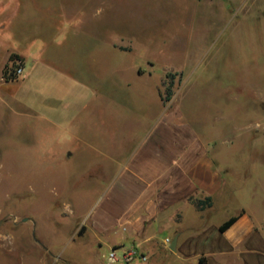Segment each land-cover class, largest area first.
<instances>
[{"label":"rangeland","instance_id":"1","mask_svg":"<svg viewBox=\"0 0 264 264\" xmlns=\"http://www.w3.org/2000/svg\"><path fill=\"white\" fill-rule=\"evenodd\" d=\"M16 9L0 12V264H124L108 254L126 233H103L94 218L132 196L121 174L137 151L147 160L164 137L186 133L223 184L217 197L192 200L201 217L188 203L176 209L202 235L244 216L254 233L221 264H245L248 239L263 258L264 0H24ZM153 234L154 243L171 237ZM148 246L146 262L128 264H173Z\"/></svg>","mask_w":264,"mask_h":264},{"label":"crops","instance_id":"2","mask_svg":"<svg viewBox=\"0 0 264 264\" xmlns=\"http://www.w3.org/2000/svg\"><path fill=\"white\" fill-rule=\"evenodd\" d=\"M23 3L24 0H0V12L5 13L8 7L16 6L15 12L20 14ZM23 60L20 76L25 71V63L28 64V60ZM168 130L163 129L161 133L171 135L173 131ZM174 139L164 137L162 146L152 148L154 151L147 160L141 159L142 152L135 153L121 172L127 183L121 186L131 191L132 196L127 201H121L123 206L115 212L107 207L102 209L95 216L93 225L103 233H126L127 236L111 247L117 250L125 246L136 247L147 260L152 251L148 244L153 243L158 250L171 254L173 264H221L229 251L254 233V227L241 216L223 233L216 229L202 235L194 224L185 222L177 206L188 203L201 217L192 200L201 196L217 197L222 189L223 177L202 145L193 141L191 136L186 133L179 141L173 142ZM156 229H168L171 237L165 238L162 243H154ZM166 239L169 244L165 243ZM174 239L175 252L169 249ZM248 240V251L241 250L240 259L245 264H264V257L259 260L249 253L255 249L256 241Z\"/></svg>","mask_w":264,"mask_h":264},{"label":"built area","instance_id":"3","mask_svg":"<svg viewBox=\"0 0 264 264\" xmlns=\"http://www.w3.org/2000/svg\"><path fill=\"white\" fill-rule=\"evenodd\" d=\"M23 69L22 68H18L16 70V74L17 76H20L22 74ZM169 240L166 239L165 243L169 244ZM120 250H111L108 254V259L110 261H118L120 260V262L124 263V264H128V263H132L134 260L138 259L141 262H144L147 260V258L139 252V250L136 247H132L131 249L127 250V251H122L121 255L118 256V252Z\"/></svg>","mask_w":264,"mask_h":264},{"label":"trees","instance_id":"4","mask_svg":"<svg viewBox=\"0 0 264 264\" xmlns=\"http://www.w3.org/2000/svg\"><path fill=\"white\" fill-rule=\"evenodd\" d=\"M200 207L199 204L197 205V208ZM242 215H238L236 217H232L230 218L228 221H226L225 223H223L219 228V232L223 233L225 232L227 229H229Z\"/></svg>","mask_w":264,"mask_h":264},{"label":"water","instance_id":"5","mask_svg":"<svg viewBox=\"0 0 264 264\" xmlns=\"http://www.w3.org/2000/svg\"><path fill=\"white\" fill-rule=\"evenodd\" d=\"M175 245H176V239L172 241V243L169 246V249L173 252H175Z\"/></svg>","mask_w":264,"mask_h":264}]
</instances>
